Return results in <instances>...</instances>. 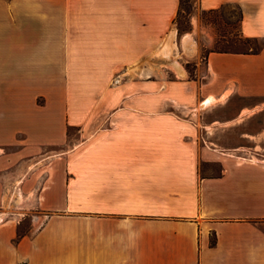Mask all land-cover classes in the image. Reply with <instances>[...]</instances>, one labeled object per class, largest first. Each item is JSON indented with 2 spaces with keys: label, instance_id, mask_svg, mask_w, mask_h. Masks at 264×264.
<instances>
[{
  "label": "crops",
  "instance_id": "obj_1",
  "mask_svg": "<svg viewBox=\"0 0 264 264\" xmlns=\"http://www.w3.org/2000/svg\"><path fill=\"white\" fill-rule=\"evenodd\" d=\"M189 1L237 8L259 51L169 78L175 48L199 50L180 0H0V209L45 215L0 223V264H264V0Z\"/></svg>",
  "mask_w": 264,
  "mask_h": 264
},
{
  "label": "rangeland",
  "instance_id": "obj_2",
  "mask_svg": "<svg viewBox=\"0 0 264 264\" xmlns=\"http://www.w3.org/2000/svg\"><path fill=\"white\" fill-rule=\"evenodd\" d=\"M196 18L200 21L201 25L200 33L196 35L197 42L199 43V50H197L190 41L188 44L183 45L182 49L179 46L175 48L172 61L168 64L167 75L169 78H171L174 71H177L179 68V65L176 64L177 59L192 75L195 69L194 63L198 60L200 66L203 67L205 57L209 52L225 51L228 53H247L259 50L261 47V41L245 40L241 37L238 25L239 11L237 8L225 6L214 12H195L193 11V3L189 0H183L180 16L177 23H175L177 30H180V32L178 31V41H180L182 37H184V40L186 34L192 32L191 25L193 21H196ZM168 57H172L171 52H169ZM242 104H244V102L239 98H232L227 104L224 102L220 104V106L213 108L211 112L201 114V120L202 122H209L215 119L218 122H224L226 118L236 116ZM223 131L224 130H219L216 131V133L223 137ZM212 132L214 133L215 131ZM239 135L240 129L237 126L228 128V130H226V135L221 140V142H224V147L221 146L220 148L232 150L231 148L238 147ZM75 139L74 133L71 132L69 144ZM204 139L205 142L208 141L206 134L203 135V140ZM203 140L201 139V142ZM9 201L11 202L10 204L8 203L9 205H7V207L0 209V223L9 222L15 225L18 235L28 233L34 228V226H32L33 219L37 217L43 219L45 217L44 214L39 213L36 209L29 208V204L26 205L22 203L24 202V198L22 200L19 196H12Z\"/></svg>",
  "mask_w": 264,
  "mask_h": 264
},
{
  "label": "trees",
  "instance_id": "obj_3",
  "mask_svg": "<svg viewBox=\"0 0 264 264\" xmlns=\"http://www.w3.org/2000/svg\"><path fill=\"white\" fill-rule=\"evenodd\" d=\"M182 3H183V0H180V4H179V10H178V13H177V16H176V18H175V23H177V21H178V18H179V16H180V13H181V10H182ZM178 31L180 32V30L178 29ZM259 50H255V51H252V53H256V52H258ZM217 52H220V51H217ZM220 53H228V52H220Z\"/></svg>",
  "mask_w": 264,
  "mask_h": 264
}]
</instances>
